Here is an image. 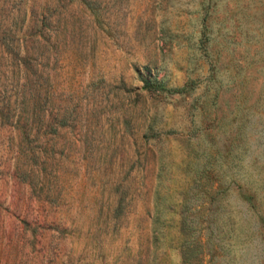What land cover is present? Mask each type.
Here are the masks:
<instances>
[{"label":"rangeland","instance_id":"1","mask_svg":"<svg viewBox=\"0 0 264 264\" xmlns=\"http://www.w3.org/2000/svg\"><path fill=\"white\" fill-rule=\"evenodd\" d=\"M42 5L44 47L0 44V264H264V0H0L1 28Z\"/></svg>","mask_w":264,"mask_h":264},{"label":"trees","instance_id":"2","mask_svg":"<svg viewBox=\"0 0 264 264\" xmlns=\"http://www.w3.org/2000/svg\"><path fill=\"white\" fill-rule=\"evenodd\" d=\"M45 10L44 5L41 6V10H39L38 15L40 18H37L36 23H32L31 25L26 24L25 26L21 27L18 26L16 29L11 28V27H2L0 26V44H3L6 49H8L11 53L17 50L18 48V39L13 38L17 37L18 33L22 34V37L27 35L29 37H32L33 39H39L41 41H38V47L42 48V46H45V42L48 38L49 35L45 34L47 31V22L45 21L46 16L43 14ZM7 37V39H5ZM41 53V52H40ZM152 86L147 84L146 81L143 82L142 86ZM154 88H159V89H166L169 91H180L182 90V86H173V87H166L164 84L158 83L154 86ZM34 91V90H33Z\"/></svg>","mask_w":264,"mask_h":264}]
</instances>
